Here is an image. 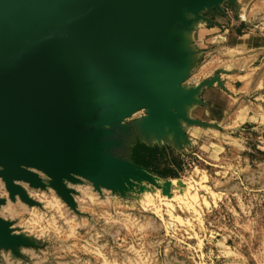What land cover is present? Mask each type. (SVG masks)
<instances>
[{
    "label": "water",
    "instance_id": "water-1",
    "mask_svg": "<svg viewBox=\"0 0 264 264\" xmlns=\"http://www.w3.org/2000/svg\"><path fill=\"white\" fill-rule=\"evenodd\" d=\"M222 2L0 0V177L11 199L31 202L16 181L46 186L33 169L51 177L73 206L74 190L63 178L80 175L97 189L124 190L125 173L151 180L141 165L113 152V127L143 109L141 131L158 140L182 134L183 123L200 124L184 107L215 79L182 92L190 74L184 65L194 53L188 33L208 19L205 8ZM147 122L165 133L151 132ZM5 201L0 196V206ZM24 244L0 217V249Z\"/></svg>",
    "mask_w": 264,
    "mask_h": 264
},
{
    "label": "rangeland",
    "instance_id": "rangeland-1",
    "mask_svg": "<svg viewBox=\"0 0 264 264\" xmlns=\"http://www.w3.org/2000/svg\"><path fill=\"white\" fill-rule=\"evenodd\" d=\"M220 9L205 8L201 14L208 19L194 22L188 37L204 22L218 24L210 15L220 14L248 23L264 46V0H223ZM217 34L221 32L212 36ZM220 39L194 45L198 63L185 82L194 84L203 75L202 80L215 79L213 85L230 95L223 120L186 125L182 134L161 140L141 131L138 121L146 110L113 127L114 153L130 159L127 150L138 137L145 144L156 143L161 153L151 168L141 166L159 179V186L181 183H171L164 193L139 177H133L134 187L126 191L97 189L82 177L65 178L74 190L72 207L40 171L45 189L19 182L35 204L19 196L11 200L0 178V195L7 200L0 217L27 243L0 249V264H264V48L260 56L247 59L225 49ZM241 66L247 74L235 83L237 77L229 74ZM146 186L153 193L148 205Z\"/></svg>",
    "mask_w": 264,
    "mask_h": 264
},
{
    "label": "crops",
    "instance_id": "crops-1",
    "mask_svg": "<svg viewBox=\"0 0 264 264\" xmlns=\"http://www.w3.org/2000/svg\"><path fill=\"white\" fill-rule=\"evenodd\" d=\"M210 17L212 20L218 21L219 23L208 26L207 23L204 22V26L198 27L191 33V37H189V47L194 51L188 62L184 65V69L189 71V73L195 69L198 63L197 58L200 54L197 52L196 48L193 49L194 45L199 46V44H204L205 41L208 42V40L211 41L217 36L222 38L220 40L224 44L225 49L244 53L247 59L251 57L255 59L263 52L261 49L264 48V46L261 45V39L258 37L259 34L257 30L251 28L248 23L244 21L232 22L228 17L220 14L210 15ZM216 32H221V34L212 36ZM241 71H243L242 66L230 72V76L235 75L237 77L235 83L242 80L240 77L246 76L247 73ZM204 77L205 75L194 84L187 85L185 82V85L189 88L196 86ZM226 83L231 87L237 88L236 84H233V82L228 81ZM229 97L230 95L228 93L224 92L216 85H204L195 95V101L184 107L186 116L189 119L197 120L200 124H208L223 120L231 104ZM195 111L198 113L193 114ZM248 117L253 118V116ZM186 125L193 124L183 123V127Z\"/></svg>",
    "mask_w": 264,
    "mask_h": 264
},
{
    "label": "bare ground",
    "instance_id": "bare-ground-1",
    "mask_svg": "<svg viewBox=\"0 0 264 264\" xmlns=\"http://www.w3.org/2000/svg\"><path fill=\"white\" fill-rule=\"evenodd\" d=\"M187 13V10L185 9V14ZM144 110V109H143ZM138 111H140V110H138ZM137 111H135L133 114H135ZM132 114V115H133ZM131 115V116H132ZM147 127L149 128V130H153V131H159V129H164L163 128V126H161L160 124H158L156 127H154V125L152 124V123H149V122H147ZM171 131H173V130H171ZM137 169L139 170V171H141V172H147L146 171V169L144 168V167H141V166H137ZM34 171H36L37 173H38V171H40V170H35V169H33ZM40 172H42V171H40ZM43 173V172H42ZM39 174V173H38ZM45 174V173H44ZM45 175H47V174H45ZM40 176V175H39ZM48 176V175H47ZM41 177V176H40ZM49 177V176H48ZM74 179L73 180H71V179H69L70 181H78L79 180V178L80 177H82V178H85V177H83V176H80V175H74ZM133 177H139V178H141V179H143L141 176H138V175H135V174H132V173H130V172H128V173H125L124 174V176H123V179L126 181V184H127V187H128V189L129 188H132V187H134V184H135V181H133ZM1 178V177H0ZM51 178V177H50ZM2 179V178H1ZM42 179V178H41ZM65 178H63V180H64ZM68 179V178H67ZM85 179H87V178H85ZM3 180V179H2ZM43 180V179H42ZM51 180H52V178H51ZM51 180L49 181V185H50V182H51ZM88 180H90V179H88ZM143 180H146V179H143ZM4 181V180H3ZM90 181H92V180H90ZM146 181H149L150 183H152V184H154V185H156L157 187H162V189L164 190V193H169V191H170V189H171V183H173V182H162V184L160 183V186L158 185L159 184V179L156 181L155 180V178H153L152 177V175H151V180H146ZM5 182V181H4ZM17 183H19V182H26V181H23V180H21V181H16ZM45 182V181H44ZM94 182V181H93ZM156 182V183H155ZM26 183H28L29 185H30V183L29 182H26ZM179 184V183H181V182H175L174 181V183L173 184ZM20 184V183H19ZM45 184H46V186L43 188V187H35V186H31V187H34V188H43V189H45L46 187H47V183L45 182ZM94 184H95V187L97 186L96 185V183L94 182ZM5 185H6V183H5ZM21 185V184H20ZM23 186V185H22ZM51 187H53L52 185H50ZM101 186H105V187H107V188H112V190H123V191H126V190H124V186H122V185H119V184H115V185H112V186H106V185H100V188H101ZM179 186V185H178ZM7 188V187H6ZM24 188V187H23ZM54 188V187H53ZM178 188V187H177ZM25 189V188H24ZM54 189H56V188H54ZM178 189H180V186H179V188ZM182 189V188H181ZM8 190V189H7ZM26 190V189H25ZM143 190V189H142ZM141 190V191H142ZM56 191H57V193H58V190L56 189ZM9 192V191H8ZM26 192H27V195H28V197L31 199V204H35L34 202H36V200L35 199H33L31 196H29V193H28V191L26 190ZM143 192V191H142ZM73 193H74V191L72 192V195H73ZM152 192L147 188V186L144 188V192H143V194L145 195H143L144 197H145V200L147 201V205H148V203L150 204L151 202L150 201H153L152 200V194H151ZM156 193V192H155ZM196 193V192H195ZM59 194V193H58ZM60 195V194H59ZM195 195H197V193L195 194ZM1 196V195H0ZM9 196H10V193H9ZM17 196H19L18 194L17 195H15V199L17 198ZM61 196V195H60ZM191 196V195H190ZM2 197V196H1ZM197 196H195V198H196ZM11 198V197H10ZM19 198L21 199V197L19 196ZM62 198V197H61ZM189 199H190V197H188ZM193 198V197H192ZM192 198L190 199V201L192 200ZM195 198H194V200H195ZM15 199H11V200H15ZM63 199V198H62ZM144 199V198H143ZM22 200V199H21ZM64 200V199H63ZM75 200V199H74ZM193 200V201H194ZM197 200V199H196ZM204 200V199H203ZM22 201H24V200H22ZM66 201V200H65ZM188 201V200H187ZM6 202H7V200L5 201V203H3L1 206H0V208L4 205V204H6ZM24 202H26V201H24ZM67 202V201H66ZM141 202H142V200H141ZM197 202V201H196ZM206 202V201H205ZM26 203H29V202H26ZM153 203V202H152ZM151 203V204H152ZM155 203V202H154ZM187 203V202H186ZM185 203V204H186ZM194 203V202H193ZM204 203V202H203ZM72 207H75V206H73V204L72 203H69ZM144 204H146V202L144 203ZM190 204V203H189ZM154 205V204H153ZM167 205H169V204H167ZM170 205H171V203H170ZM169 205V206H170ZM186 205H188V204H186ZM146 206V205H145ZM158 206V205H157ZM171 207V206H170ZM173 207V206H172ZM192 207V206H191ZM157 208V207H156ZM158 211V210H157ZM170 212V211H169ZM172 214V213H171ZM170 215V214H169ZM177 218V217H176ZM179 218V217H178ZM177 218V219H178ZM198 218V217H197ZM179 220V219H178ZM181 221V220H180Z\"/></svg>",
    "mask_w": 264,
    "mask_h": 264
},
{
    "label": "trees",
    "instance_id": "trees-1",
    "mask_svg": "<svg viewBox=\"0 0 264 264\" xmlns=\"http://www.w3.org/2000/svg\"><path fill=\"white\" fill-rule=\"evenodd\" d=\"M162 147L155 144H145L140 137L136 138L130 148L127 150V156L131 161L143 165L147 168H151L153 160L161 153ZM156 175H161L160 172L152 169ZM178 177V176H172Z\"/></svg>",
    "mask_w": 264,
    "mask_h": 264
}]
</instances>
